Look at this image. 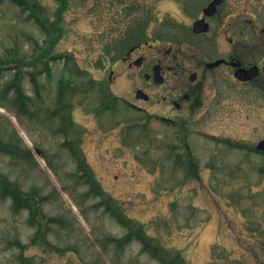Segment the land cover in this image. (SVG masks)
Masks as SVG:
<instances>
[{
    "label": "rangeland",
    "instance_id": "rangeland-1",
    "mask_svg": "<svg viewBox=\"0 0 264 264\" xmlns=\"http://www.w3.org/2000/svg\"><path fill=\"white\" fill-rule=\"evenodd\" d=\"M31 1L40 3L41 19L56 21L58 0ZM156 1L162 21L148 26L147 45L131 59L124 57L133 44H119L139 20L138 11L126 13L129 1L68 0L62 35L36 61L55 35L51 40L12 0H0V58L31 64L12 63L0 71V141L31 152L14 157L0 150V174L36 202L32 219L30 210H16L12 199L0 197V264H160L137 240L124 248L111 241L128 229L108 206L180 253L185 264H264V156L227 144L256 146L264 139V0H228L215 19L216 27L223 25V51L230 49L226 31L244 30L240 55L247 65L260 66V83L238 84L226 70L210 75L204 104L194 113L176 112L170 100H162L171 85L181 84L183 75L173 73L180 68L167 72V85L159 87L146 82V65H130L138 55L164 66L178 55L186 68L194 67L183 57L192 41L178 24L194 19L183 15L185 0ZM167 14L176 18L167 21ZM158 33L170 40L154 41ZM17 76L23 95L14 89L6 94ZM140 85L150 102L136 100ZM108 97L115 101L103 104ZM155 113L184 122H164ZM184 143L195 172L188 169ZM42 214L47 232L37 237Z\"/></svg>",
    "mask_w": 264,
    "mask_h": 264
},
{
    "label": "flooded vegetation",
    "instance_id": "flooded-vegetation-1",
    "mask_svg": "<svg viewBox=\"0 0 264 264\" xmlns=\"http://www.w3.org/2000/svg\"><path fill=\"white\" fill-rule=\"evenodd\" d=\"M63 3V0H58ZM67 4L68 0H64ZM129 1L126 8V13L131 15L135 11H138L139 20H136L134 23H131L129 26L128 37L125 38L123 42L119 44L127 45L126 47H132L126 52V57L124 60L131 59V57L139 52L143 46L147 45L148 37L147 30L149 25L159 24L162 19L157 13L158 2L154 0L151 3L138 5L133 0H125ZM216 0H185L182 4L183 15L188 18H193V21L190 23H186L185 20L179 21L180 31L186 33L187 37L192 41L189 43V48L186 49L187 54L183 57L188 58L190 63H194L193 68H186L185 60L178 59V55H174L172 58V63L163 65L161 60L159 61H148L145 56H137V59L133 61L132 64L135 67L144 68L146 65V69L144 71V78L147 83L154 86L162 87L168 83V75L167 72H173L174 67L176 69L180 68L181 72L178 71L173 72L175 76L179 74L183 75L181 79V84L171 85L172 91L169 89L166 96H162V100L167 101L170 100L174 111L182 112L187 109L189 112L194 113L200 109L204 104L203 100V91L206 88V82L209 80L210 75L215 73H220V71L226 70L228 71L233 79L238 84H242L244 86H256L260 82V74L261 69L260 66L256 63L246 64L244 59L241 57L240 46L243 43L244 39V30L239 34H230L231 30L226 31V39L230 43V49L223 51L220 46L221 35L219 34L220 26H223L221 23L218 27L215 25V19L220 18L219 16L222 14L225 9L224 5L228 0H220V4L213 6ZM146 7L144 8V6ZM176 18L173 14H167L165 19L167 21H173ZM164 20V19H163ZM203 21L204 25L207 27V30L202 31L199 26H195L198 22ZM178 22V21H177ZM248 24L254 26V22L251 19H248ZM249 27V25H248ZM219 30V31H218ZM178 31V33H181ZM177 31L172 32L176 34ZM235 33V32H234ZM248 39L250 41V35H248ZM154 41L166 40L163 35L160 33L155 34L153 37ZM245 42V41H244ZM253 45L254 42H253ZM141 59L140 64H136V62ZM141 68V69H142ZM158 68L159 76L161 77V82H156L155 77V69ZM253 68L258 69V75L252 77L250 73H248ZM240 70H244V73H240ZM216 74V75H217ZM113 71L111 72L110 79H112ZM138 92H142L143 95L140 98L138 97ZM177 94V95H176ZM135 98L137 101L150 102L151 96L146 92V89L143 86H139L135 92ZM128 104L136 109L142 110V107L129 102ZM146 112V111H145ZM155 116L172 123H181L184 122L183 119H178L175 117L167 116L164 113H155ZM186 124H184L185 126ZM260 244L262 248H264V235L263 238L260 239Z\"/></svg>",
    "mask_w": 264,
    "mask_h": 264
},
{
    "label": "trees",
    "instance_id": "trees-1",
    "mask_svg": "<svg viewBox=\"0 0 264 264\" xmlns=\"http://www.w3.org/2000/svg\"><path fill=\"white\" fill-rule=\"evenodd\" d=\"M15 4L21 6L23 10L29 11V9H32V18H34L40 25L41 27L50 34L51 36L55 35V38L52 40L51 44L49 47L43 51L35 60L36 61H42L43 58L51 52L53 44L60 38L62 35V30L59 27V22L61 20V13L65 9V1L63 0L62 5L58 9L56 16L57 19L56 21L52 22L50 25H47L43 19L40 18V16L37 13L38 10H40V5L38 2H31L30 0H12ZM17 65L19 67H24L26 65H31L29 63H25L21 58L17 57H12V58H0V71L1 69L8 65L12 64ZM34 64V63H32ZM21 70V69H20ZM20 70L17 72L18 74L20 73ZM16 90L23 95V90L19 81V76L16 77L15 80L9 82L5 86V93L10 92L11 90ZM112 97H108L104 99L103 104H106L105 101H111ZM22 108V107H21ZM230 145L233 147H241L243 146L242 144H237V143H232L230 142ZM0 150L7 154V155H12L16 157H20L23 154L31 155L30 150H23L21 149L17 143L12 141L11 143L5 144L0 141ZM78 152V151H77ZM188 157V169L190 172H195L197 170V164L192 155L188 152L187 153ZM181 160V156L177 158L179 161ZM80 169L83 170L84 174L83 176L88 177V183H89V178H91L92 182V175L89 173V169L87 166L84 165L83 162L80 163ZM90 182V183H91ZM0 197L3 199H12L14 208L16 210L20 209H28L32 213V219L34 214V211H36V202H35V197L32 194H28L23 192L19 186L13 182H11L7 177L3 176L0 174ZM106 200H103V203H105ZM107 212H111L113 216H115L119 222L124 225L128 231L125 234L124 237L122 238H112L111 241L116 243L119 248H124L134 240H137L141 245H142V251L149 254L152 256L154 259H156L160 264H185V261L183 260L182 256L180 253H173L169 249H166L163 247L161 244L155 242L152 238H150L142 229L137 228V226H131L130 223L126 222L125 217L122 215V213L118 210L111 209V206H108L106 209ZM46 219L47 217L45 215H41V220L37 223V234L36 236H42L44 232L46 231ZM47 232V231H46ZM35 243V240H34ZM20 247H23L20 243H16Z\"/></svg>",
    "mask_w": 264,
    "mask_h": 264
},
{
    "label": "water",
    "instance_id": "water-1",
    "mask_svg": "<svg viewBox=\"0 0 264 264\" xmlns=\"http://www.w3.org/2000/svg\"><path fill=\"white\" fill-rule=\"evenodd\" d=\"M220 2H221L220 0H216L213 6H216V5L220 4ZM203 23H204V22L201 21V22H198V23L195 25V26H199V27H200V29H198V30H202V31L207 30V27H206ZM140 62H141V59H139V60L136 62V64L139 65ZM239 72H240V73H244V70H240ZM248 73L252 74V75H251L252 77L257 76V75H258V69H257V68H253V69L250 70ZM159 74H160V73H159V70H158V68H156V69H155V77H156V82H157V83H160V82H161V77L159 76ZM141 96H145V95H143L142 92H138V97L140 98ZM145 97H146V96H145ZM257 148H258L259 150L264 151V139L261 140V141L258 143Z\"/></svg>",
    "mask_w": 264,
    "mask_h": 264
}]
</instances>
